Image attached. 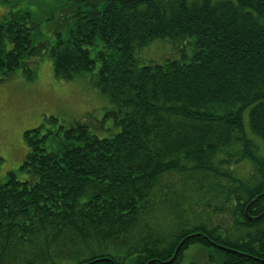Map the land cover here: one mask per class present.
<instances>
[{
    "label": "trees",
    "instance_id": "1",
    "mask_svg": "<svg viewBox=\"0 0 264 264\" xmlns=\"http://www.w3.org/2000/svg\"><path fill=\"white\" fill-rule=\"evenodd\" d=\"M51 1L54 39L5 9L0 82L48 56L57 79L89 74L121 129L25 132L26 178L0 180V264H197L193 247L264 264V0ZM156 40L191 51L144 65Z\"/></svg>",
    "mask_w": 264,
    "mask_h": 264
},
{
    "label": "rangeland",
    "instance_id": "2",
    "mask_svg": "<svg viewBox=\"0 0 264 264\" xmlns=\"http://www.w3.org/2000/svg\"><path fill=\"white\" fill-rule=\"evenodd\" d=\"M12 6L0 4V21L10 10L25 8L40 19L44 34L54 39L52 22L48 18L53 7L51 0H22L16 7ZM184 49L189 54L191 45L156 40L144 47L138 57L144 65L160 64L169 59L179 60V50ZM112 109L113 104L92 85L89 74L72 81L57 79L48 56L40 60L34 80L30 81L17 72L0 82V156L3 159L0 180L4 181L10 172L16 173L19 179L26 178V173L20 169L28 152L24 134L42 126L46 118L56 117L66 127L82 120L91 125L93 134L99 138H111L121 129L115 125L113 117L107 116ZM196 202H200L203 208L202 199ZM216 216L219 221H226L225 217ZM185 255L187 263L194 260L197 264H211L199 247L191 248Z\"/></svg>",
    "mask_w": 264,
    "mask_h": 264
}]
</instances>
